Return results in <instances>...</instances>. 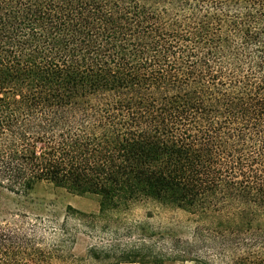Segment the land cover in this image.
Wrapping results in <instances>:
<instances>
[{"label":"trees","instance_id":"trees-1","mask_svg":"<svg viewBox=\"0 0 264 264\" xmlns=\"http://www.w3.org/2000/svg\"><path fill=\"white\" fill-rule=\"evenodd\" d=\"M39 182L99 210L3 207ZM53 259L264 264V0H0V264Z\"/></svg>","mask_w":264,"mask_h":264},{"label":"rangeland","instance_id":"rangeland-1","mask_svg":"<svg viewBox=\"0 0 264 264\" xmlns=\"http://www.w3.org/2000/svg\"><path fill=\"white\" fill-rule=\"evenodd\" d=\"M30 198L26 201V197H20L14 193L4 192L1 195V202L4 203L3 207L12 211L26 212H45L51 210L58 216L62 217L65 214L67 205L87 213H96L99 210V197L93 194L75 195L63 188L56 187L47 182H39L30 190ZM124 214L117 212L112 215ZM125 216L128 221L140 225L136 236L140 233V229L144 227L147 234L153 233V238L157 239L158 236L170 229L178 228L180 234H184L185 228L183 224L187 223L188 217L184 212L161 206L152 202H143L134 204ZM179 225V227H178ZM182 225V226H181ZM76 243L73 246V253L77 256H84L86 248L90 243H97L100 237L95 235L93 238L88 237L86 234L79 232L77 235ZM115 237L122 243L128 239V236L123 230H120ZM137 237V236H136ZM49 264H69L62 259H53ZM127 264V263H121ZM135 264H148V263H135ZM162 264H196L193 261H165ZM199 264H226L217 261H206Z\"/></svg>","mask_w":264,"mask_h":264},{"label":"crops","instance_id":"crops-1","mask_svg":"<svg viewBox=\"0 0 264 264\" xmlns=\"http://www.w3.org/2000/svg\"><path fill=\"white\" fill-rule=\"evenodd\" d=\"M127 264H135V263H127Z\"/></svg>","mask_w":264,"mask_h":264}]
</instances>
